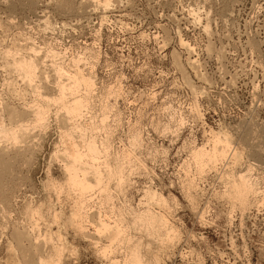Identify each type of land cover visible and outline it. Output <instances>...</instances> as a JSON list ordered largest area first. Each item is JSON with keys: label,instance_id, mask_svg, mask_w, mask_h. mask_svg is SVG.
<instances>
[{"label": "rangeland", "instance_id": "obj_1", "mask_svg": "<svg viewBox=\"0 0 264 264\" xmlns=\"http://www.w3.org/2000/svg\"><path fill=\"white\" fill-rule=\"evenodd\" d=\"M109 6L105 11L93 0H0V103L24 107L41 100L3 53L25 56L28 46L35 47L38 67L48 76L58 58L52 53L68 65L76 60L94 82L80 122L94 127L87 132L98 146L104 144L110 169L117 163L123 168L121 188L113 178L107 184L111 202L105 205L93 192L80 213L98 212L108 220L124 216L127 222L131 210L167 215L168 226L179 233L172 244H158L138 227L126 229L145 261L264 264V0H111ZM49 110L47 126L30 128L28 150L12 164L13 180L5 184L10 220L24 217L25 204L38 207L48 221L55 211L56 223L48 222L59 235L53 241L66 246L59 264H108L98 245L65 224L74 192L70 197L64 188L49 186L51 180L65 181L54 157L62 126L55 105ZM210 129L227 133L228 150L236 155L200 172L191 154L207 145ZM238 174L257 189L246 197V208L230 199L227 188ZM149 188L165 200L164 211L154 199H144ZM115 245L112 255L120 260L123 248Z\"/></svg>", "mask_w": 264, "mask_h": 264}, {"label": "bare ground", "instance_id": "obj_2", "mask_svg": "<svg viewBox=\"0 0 264 264\" xmlns=\"http://www.w3.org/2000/svg\"><path fill=\"white\" fill-rule=\"evenodd\" d=\"M93 1L96 7H101L103 10H105L111 2V0ZM109 7L107 9H109ZM45 20H42L44 24L49 23L47 19ZM48 26L51 25L48 24L47 27ZM177 38L179 39L180 46L189 49L190 45H188L186 41H183L180 37ZM27 49L30 53L25 56H16L14 54L12 56L9 52L3 53L5 56L11 58L10 62L12 63V67L17 71L23 85L25 83L26 86H30L31 90L30 88L29 90L33 91L37 97H41V100L39 99V103L31 102V105L28 104L24 107L15 105L11 102L0 103V264H59V260L63 258L61 256V252L62 254L64 253L63 251L65 249H63V247L66 248V246H63L60 243L63 249V251H61L62 249L55 244L56 241L54 242L53 239H56L57 237L59 238V235L57 236V234L54 233L55 231L50 229L51 227L48 223L49 221L56 223L57 213L55 214V211L52 212V215L50 213V220L48 221L43 219V214L38 207H30L25 204L24 211L22 213L24 217L16 222H11L12 220H10V215L13 212L12 203L5 192L6 182L13 180L12 164L15 163L14 161L18 159V157H21L25 150H28L27 146L29 144L27 145L26 141L30 138V128H33V131L31 130V132H34V128L36 130L37 127L41 129L44 125L47 126V124H45V118L46 114L49 113V107L52 104L55 105L57 110L55 119L57 118L58 123L62 126V131L59 134V137L61 138V147L55 150L54 157L59 158V160H56L60 162V168L65 175V181L64 183H56L51 180L49 186H51V189L54 188L53 191L56 189H62L63 191L64 188L66 191L64 192L65 194L70 192H74L75 194V199H72L70 207L68 206L70 213L69 216L66 217L67 220H64L65 224H69V227L73 231L72 234L85 238L89 243H92L93 246L98 245L100 249L99 252L101 253V255L100 253L99 255L102 258L104 257L103 259H105L108 264H156L155 262L159 261H156L158 257H154V262L145 261L144 258L142 259V257H144L141 255L142 251L140 248L142 247L137 244L133 237H130L131 235L126 232V229L129 227L133 229L138 227L136 229L143 231L145 235L147 234L146 238L153 239L152 236H154V238H157L156 240L158 244L162 242L161 245H163V243H167V241L172 244L176 236L174 235L176 230L173 228L171 229V226L173 225L168 226V222L165 219L167 216L166 214V216H164L161 212L155 213L149 208L144 207L145 209H143L142 212L135 211V213H133L134 210H131L129 213H132L133 216L132 214L128 215V217H131L129 218V222H127L122 219H125L124 216L121 218L116 217V219L113 220L110 218L111 220H108L106 218L107 215L104 213L103 214L106 217L98 212L88 215L80 213V208L82 209L87 198L89 197L88 200H92L90 195L93 192L96 193L97 191V194L102 196L103 200H105V205L108 202V198L109 202H111V196L109 197V191H107V184L108 182L110 183V179H116L115 185H117L118 188H121L119 184L120 182L122 183L120 174L122 173L123 168L117 163L115 164L114 169H110L112 166L111 164L109 165L104 157V154L107 152H105L106 149H104V144L99 143L98 146L92 135L88 134L90 132H87L89 129L93 130L94 127L92 124L91 126H87L80 122L81 117L89 111V98L90 94L94 92V89L92 91L94 82L90 76L83 74V71L79 69L76 63V60H69L71 61V67L73 68L71 70V67H68L71 63L69 65L66 64V60L63 61V58L57 53H52V58H58L49 67L50 72L48 74L51 75H45V72L38 67L39 64L37 57L39 50H35V47L32 46H28L26 50ZM53 76L54 79L50 82L48 79ZM41 90H51L52 94L49 96L44 95L45 93L43 94ZM22 97L23 96L20 95L19 100L22 101ZM48 103L52 104L47 107ZM87 115L88 114H86V116ZM225 135H227V133ZM225 135H221L219 132H214L210 129L208 132L209 139L207 140V145L194 148L191 158L198 171H204L203 169H207L206 166L213 168L216 163L219 161L222 162L226 156H230L232 151L229 152L228 146L231 147L229 145L231 141L229 143V140H227V136ZM75 136L77 137V140L74 138ZM9 148L13 149L10 151ZM231 155L235 156L236 153ZM101 157L103 158L100 159ZM116 160L117 159H115V161ZM227 188H229L228 191L231 196L230 199L234 198L232 201L236 200L237 204L241 207H245V204L248 203L246 202L248 194H256L257 192L255 184L249 181L245 174H238L237 179L231 180L229 187ZM59 195L60 194H58V196ZM68 195L65 196L67 197ZM92 195L94 196L95 194ZM144 195L148 198L143 197L146 201H150L149 199L152 198L158 205L162 206L163 209V204L166 202L163 203L165 200L163 201L160 195L150 191V188L145 191ZM154 200L152 201L154 202ZM165 206L166 204L164 207ZM52 222L51 225H54ZM86 225H89L92 228V232L87 230L88 227ZM65 226L63 227L65 228ZM175 233L177 234L178 231ZM178 234L176 238L179 240ZM148 235L149 237H147ZM158 239L160 242H158ZM101 241H105L106 243H102L100 245ZM113 244H116V247L121 246L123 248L124 255L120 260L114 258L112 255L114 254V248L112 247ZM167 245L168 244H166V246ZM118 248H116V250L120 249ZM148 251L149 250L146 252Z\"/></svg>", "mask_w": 264, "mask_h": 264}]
</instances>
